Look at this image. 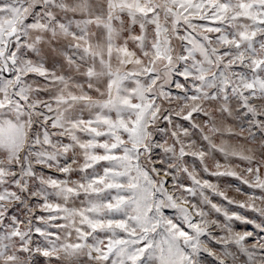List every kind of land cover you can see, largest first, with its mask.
<instances>
[{
  "label": "snow or ice",
  "instance_id": "1",
  "mask_svg": "<svg viewBox=\"0 0 264 264\" xmlns=\"http://www.w3.org/2000/svg\"><path fill=\"white\" fill-rule=\"evenodd\" d=\"M0 264H264V0H0Z\"/></svg>",
  "mask_w": 264,
  "mask_h": 264
}]
</instances>
